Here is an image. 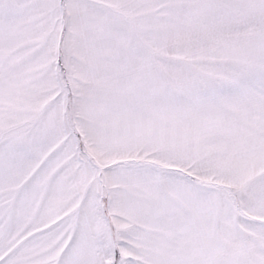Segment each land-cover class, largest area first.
<instances>
[{
	"label": "snow or ice",
	"instance_id": "1",
	"mask_svg": "<svg viewBox=\"0 0 264 264\" xmlns=\"http://www.w3.org/2000/svg\"><path fill=\"white\" fill-rule=\"evenodd\" d=\"M0 264H264V0H0Z\"/></svg>",
	"mask_w": 264,
	"mask_h": 264
}]
</instances>
